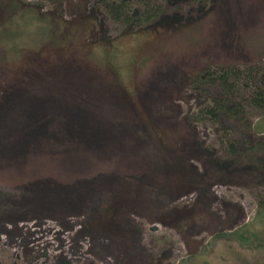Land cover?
Returning a JSON list of instances; mask_svg holds the SVG:
<instances>
[{
	"label": "rangeland",
	"instance_id": "374dc122",
	"mask_svg": "<svg viewBox=\"0 0 264 264\" xmlns=\"http://www.w3.org/2000/svg\"><path fill=\"white\" fill-rule=\"evenodd\" d=\"M147 2L124 28L92 0H0V264H264V188L190 83L264 81V0Z\"/></svg>",
	"mask_w": 264,
	"mask_h": 264
},
{
	"label": "trees",
	"instance_id": "16d2710c",
	"mask_svg": "<svg viewBox=\"0 0 264 264\" xmlns=\"http://www.w3.org/2000/svg\"><path fill=\"white\" fill-rule=\"evenodd\" d=\"M92 0V10L101 6L105 14L110 17L112 22L124 28H137L148 24L155 19L162 12L159 7H150L149 2L139 0L141 10H128L125 1L118 0ZM195 1V0H193ZM90 2V0H89ZM199 8L202 7L199 1ZM260 71L252 67L246 70H235L234 68H211L206 67L199 73L195 74L191 80V88L195 92H200L203 98L202 102L210 101L198 115L203 116L210 122L217 123L222 118L230 125H224L223 140L220 143L225 148V154L229 159H234L233 164L247 165L248 168L253 170L254 176L260 182V186L264 188V158H258L254 161L255 166H251V154L256 149H261L264 152V146L256 143H247L243 130L248 129L246 121L248 120V109H252L259 113H264V81L258 77ZM239 83L242 87L249 89L246 97L240 96L235 84ZM208 88H213L217 93L215 97L209 98L207 93ZM248 108V109H247ZM247 109V110H246ZM245 125H244V124ZM247 125V126H246ZM239 129L240 135L238 138H232L231 133L233 129ZM253 144V145H251ZM261 151V152H262ZM258 152V153H261ZM260 162V163H259ZM241 168V167H240ZM245 168V167H243ZM264 203V202H263ZM261 204V201L260 203Z\"/></svg>",
	"mask_w": 264,
	"mask_h": 264
}]
</instances>
